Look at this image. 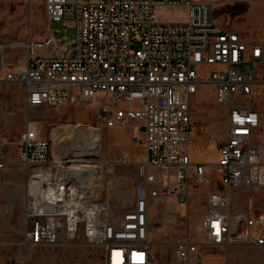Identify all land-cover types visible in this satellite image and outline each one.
<instances>
[{
  "label": "built area",
  "instance_id": "1",
  "mask_svg": "<svg viewBox=\"0 0 264 264\" xmlns=\"http://www.w3.org/2000/svg\"><path fill=\"white\" fill-rule=\"evenodd\" d=\"M221 1L44 0L49 25L72 29V37L59 41L49 33L39 41L11 45L25 53L17 70L5 64L7 46L0 44V84L20 86L29 108L91 104L102 93V127L136 129L145 155L132 207L111 219L108 204L99 197L98 175L73 172L90 166L87 158L74 155L80 152L79 138L72 139L70 151L58 150L53 139H43L29 125L17 143L26 170L24 249L81 240L102 249L104 264H152L150 208L168 200L182 203L191 170L196 184L210 183V167L194 165L189 147L191 105L201 86L213 88L228 108L226 140L214 166L220 184L229 190H259L264 183L259 154L264 106L260 112L244 103L264 93L263 44L215 22L214 9ZM176 8L185 10L183 21L158 15ZM4 166L0 154V169ZM229 207L227 196L209 194L202 219L206 242L223 248L264 247V217L233 214ZM198 249L179 243L175 263L190 264Z\"/></svg>",
  "mask_w": 264,
  "mask_h": 264
},
{
  "label": "rangeland",
  "instance_id": "2",
  "mask_svg": "<svg viewBox=\"0 0 264 264\" xmlns=\"http://www.w3.org/2000/svg\"><path fill=\"white\" fill-rule=\"evenodd\" d=\"M158 15L171 21H183L185 10H160ZM213 17L218 25L238 32L244 40L262 43L264 51V0H222L216 3ZM49 33L63 41L70 39L73 32L58 23L49 25L44 0H0V44L7 46L4 61L11 69H19L25 58L24 51H14L11 45L39 41ZM261 71L264 75V68ZM105 103V96L98 93L91 104L73 102L49 109L29 108L20 86L0 84V154L5 163L0 169V264H104L102 249L81 240L27 250L21 246L26 174L20 167L17 143L30 125L39 130L43 139H53L55 149L70 151L75 133L72 129L79 125L78 131L89 129L101 142V153L87 158V164L102 170L103 189L99 197L108 204L109 217L118 218L134 203L136 188L142 181L140 168L145 155L138 145L136 129L105 130L102 127L99 110ZM244 104L255 105L263 112V91ZM191 108L192 162L210 167V183L196 184L191 170L182 203L168 200L150 208L148 241L152 264H176V246L182 242L199 245L190 264H264V247H214L205 240L202 219L210 193L227 196L231 201L229 211L233 214L254 211L264 217V183L257 192H247L245 198L237 194L242 190H229L220 184L214 166L218 161V148L226 140L228 108L218 102L214 89L208 86H201ZM259 154L263 162L264 144L259 146ZM158 178L167 185L165 175L160 174Z\"/></svg>",
  "mask_w": 264,
  "mask_h": 264
},
{
  "label": "bare ground",
  "instance_id": "3",
  "mask_svg": "<svg viewBox=\"0 0 264 264\" xmlns=\"http://www.w3.org/2000/svg\"><path fill=\"white\" fill-rule=\"evenodd\" d=\"M81 126H77L72 129V132L75 133L72 136V139H78L81 141L82 145H80V152L75 153L74 155L80 157V158H90L92 156H96L97 154L101 153V142L94 138L93 133L88 130H80L78 131ZM78 145V144H77ZM74 174H77L79 172L87 173L91 177L94 175H98L100 179L103 178V172L101 169H97L95 167H85L84 169L75 168L73 169ZM102 181V180H101Z\"/></svg>",
  "mask_w": 264,
  "mask_h": 264
},
{
  "label": "crops",
  "instance_id": "4",
  "mask_svg": "<svg viewBox=\"0 0 264 264\" xmlns=\"http://www.w3.org/2000/svg\"><path fill=\"white\" fill-rule=\"evenodd\" d=\"M261 144H264V143H261V142H260L259 146H260ZM261 162H262V161H261ZM262 164L264 165V161L262 162ZM20 167L23 168L22 166H20ZM25 174H26V170H25ZM238 190H242V191H239V192L237 193V194H239L240 197H243V198L247 197V192H249V191H247L246 189H238ZM230 203H231V201H230ZM229 209H230V207H229ZM248 212H253V213H255V214L257 215V213L254 212V211H248ZM241 213H246V212H241Z\"/></svg>",
  "mask_w": 264,
  "mask_h": 264
}]
</instances>
